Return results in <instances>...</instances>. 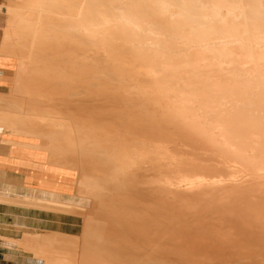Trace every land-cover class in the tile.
Masks as SVG:
<instances>
[{"label":"bare ground","instance_id":"bare-ground-1","mask_svg":"<svg viewBox=\"0 0 264 264\" xmlns=\"http://www.w3.org/2000/svg\"><path fill=\"white\" fill-rule=\"evenodd\" d=\"M20 4L0 171L84 225L18 243L42 264H264V0Z\"/></svg>","mask_w":264,"mask_h":264},{"label":"rangeland","instance_id":"rangeland-1","mask_svg":"<svg viewBox=\"0 0 264 264\" xmlns=\"http://www.w3.org/2000/svg\"><path fill=\"white\" fill-rule=\"evenodd\" d=\"M20 3L21 0H0V48L3 46L6 30L19 26L17 17L9 14L8 10L9 8H19L21 6ZM15 41H20V38L15 37ZM16 69L23 71L25 67L23 64L9 63L8 58L5 56L0 57V95H11ZM0 133V136L2 133L5 135L6 131L2 130ZM2 143L3 140L0 137V145ZM1 173L3 172L1 171ZM14 173V176H10V179H7L6 175L3 177L0 175V264H42L35 256L33 257L32 252L24 249L18 241L26 243H31L33 239L34 241H39L41 235L49 231L63 232L79 237L82 235L83 217L75 214L52 213L37 207L42 205L41 200L37 198H46L48 195L37 192L35 194L37 198L32 199L26 196L30 194L27 187L35 185L30 183L28 177L25 176L30 171H14ZM63 175H67L72 180V183L76 181V171H67ZM52 180L48 183L52 189L72 192L62 195L61 200H70L75 197L76 186L56 179ZM83 187L104 189L102 185L92 183H84ZM76 196L75 200L77 202H80V199L88 201L89 205L84 208L86 209L84 212L92 213L91 200L82 195L77 194Z\"/></svg>","mask_w":264,"mask_h":264},{"label":"crops","instance_id":"crops-1","mask_svg":"<svg viewBox=\"0 0 264 264\" xmlns=\"http://www.w3.org/2000/svg\"><path fill=\"white\" fill-rule=\"evenodd\" d=\"M1 157V156H0ZM2 157H4V155L2 156ZM7 170L8 171H2L5 175H6V177H7V179H10V176H14V171H12L9 167L7 168ZM1 172V171H0ZM9 182V181H8Z\"/></svg>","mask_w":264,"mask_h":264}]
</instances>
